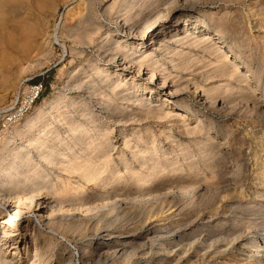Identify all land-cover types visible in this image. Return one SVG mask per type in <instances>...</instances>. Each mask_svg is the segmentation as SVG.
I'll return each instance as SVG.
<instances>
[{"label":"rangeland","instance_id":"374dc122","mask_svg":"<svg viewBox=\"0 0 264 264\" xmlns=\"http://www.w3.org/2000/svg\"><path fill=\"white\" fill-rule=\"evenodd\" d=\"M76 1L53 0L52 8L45 11L47 24L41 34L34 37L39 45L51 38L54 27L61 21L58 40L45 45V52L40 54L35 48L26 59L13 52L0 53V108L9 103L20 82H42L44 90L26 117L41 105L40 119L57 122L64 146L58 151L56 164L52 165L39 157L40 151L35 147L36 138L49 136L50 126L45 130L35 129L30 136L17 137L25 117L16 126L0 129V159L4 162L0 166V188L8 183L6 172L29 154L32 156L29 167L15 168L19 175L11 185H17L16 182L22 185L24 175L32 178L35 171L41 169L43 177L38 179L39 183L50 180L58 188L66 185L73 188V191L66 188L69 196L63 195L61 188L50 194L43 189V195L63 200L65 204L74 203V206H79V198L84 195L91 205L99 207L66 214L23 204L22 214L12 219L14 224L10 226L18 233L11 235L6 245L13 244L15 248H9L6 263L0 264H173L171 255L160 250V242L175 243L176 249L184 244L190 247L193 243L192 248H199V259H191L192 264H204L201 254L210 250H213L212 256L215 254L211 264H247L243 255L247 257L249 252L259 258L258 263L255 257L249 258L251 264H264V0H197L193 16L182 11L180 3L185 0H121L122 10L117 9L112 18L102 11L114 0H92L89 10L102 29L100 34L93 35L91 44L82 43L80 33L69 37L63 33L62 26L72 21L71 14L68 18L65 14ZM172 9L179 10L181 24L186 18L190 25L197 15L220 29L229 50L239 58L235 63L241 70L239 77L221 75L233 69L224 72L213 68L208 65L211 53L195 51L190 55L173 56V52L164 55L174 59L175 67L163 64L155 70L158 78H166L169 85H173L177 92L175 97L185 96L178 101L168 95V90L158 95L149 93L148 89L140 94L134 92L130 77L125 75L105 77L111 72L110 68L106 69L112 63L106 61L103 52L115 50L118 37L124 34L122 24L126 20L135 22L151 32L174 22L176 17L168 16ZM197 22L199 24V20ZM192 28L198 31L196 34L203 33ZM182 31L181 27L179 32ZM135 38V34L130 36V39ZM175 45L177 50L188 51L186 45ZM143 53L144 50L135 52L131 57L138 60ZM229 55L231 57V53ZM162 60L160 58V62ZM234 60L231 57L230 61ZM202 73L204 76L200 77ZM119 81L121 86L114 88ZM196 84L200 87L196 88ZM199 93L217 96V102L212 105L206 100L200 104ZM127 94L135 96L132 100L124 99ZM137 98H147L150 105L158 104L164 109L149 113L147 107L133 102ZM222 98L227 101L222 102ZM260 99L262 101H258ZM79 100L85 106L77 104ZM106 105L110 106L106 108ZM109 109L121 113L123 121L118 123L108 118L105 114ZM95 114L102 116L101 119L96 120ZM64 116L79 117L89 132L80 139L73 137L70 128L59 121ZM109 132L116 142L115 149L109 148L108 156L102 151L96 157L103 162L110 160V169L104 170L101 177L98 175L104 181L94 185L92 181L86 182L79 172L67 168L75 155H94L92 148H82V140L92 142L93 146ZM125 140L130 141L129 147L124 145ZM59 143L55 138L48 146L58 147ZM120 153L123 155L119 156ZM11 161L13 165L9 164ZM228 176L231 182L225 181ZM148 178L151 179L149 184ZM136 198H148V201L132 200ZM0 210L1 219L8 212L3 206ZM103 234L110 235V241L99 254L103 244H98L97 237ZM126 240L131 242L127 248L123 246ZM257 250L263 252L257 254Z\"/></svg>","mask_w":264,"mask_h":264},{"label":"bare ground","instance_id":"6f19581e","mask_svg":"<svg viewBox=\"0 0 264 264\" xmlns=\"http://www.w3.org/2000/svg\"><path fill=\"white\" fill-rule=\"evenodd\" d=\"M91 2H92V0H77L76 4L72 8L68 9V12L65 14L66 18H68L69 15L71 14L70 16L72 17V19H71L72 21H70L69 24H65L62 26L63 33L65 35H67L68 37L73 36L74 34L76 35L77 33H80L79 34L80 40L84 44H91L92 39H93V35H96L98 33L100 34L101 29H102L100 23L97 20L95 21L93 19V16L91 15L92 13L89 10ZM120 2H121V0H114L112 3L108 4V6H106L103 9L102 13L106 14L108 18H112L113 14H115L117 9H118L117 10L118 12H120L122 10V8H121L122 6H121ZM180 4H182V6L180 5L182 7V11L184 13H186L187 15H191L194 12L198 2H197V0H190V1L185 0L184 2H182ZM52 6H53V0H0V45H3L2 47H0V53H2L1 51H3V52L7 51L10 53L13 52L17 57L26 59V58H29L31 56V54L35 48L38 49V52L40 54H41V52L42 53L45 52L46 51L45 45L47 46V45L53 43L52 40H58V37H59L58 36V30L60 28L61 21L58 23V25H56L54 27V29H53L54 32H52L51 38H49V40L44 42L43 44L39 45L37 43V41L35 42L34 37L38 36V33L41 34V32L44 30V27L47 24V20L44 17V15L46 14L45 11L50 10L52 8ZM174 7H176V6H174ZM163 9H164V7H163ZM178 12H179V10H176V9H172V10H170V12H168V16L174 15L176 17V19H174V22L170 26L164 25V26L155 28L157 30L151 29L150 30L151 32H149V31L147 32L146 27H141V25H139L138 23H135V22L134 23H128L126 20L125 24L124 23L122 24L124 34H122L121 36L118 37L119 40H117V45H116L115 50L110 51V52H106V51L103 52V54H106V61H109L112 63V65L106 69V71H108V69L110 68L111 72H107L105 77H109L110 79H112V77H121V76L125 75L127 77H130L131 85H132L131 87L135 88L134 92H139V94H140V92H144V90L148 89L149 93L154 92L156 94L157 93L161 94L164 92V90H168V95H170L175 101H178L179 98H183V97L185 98V96L175 97V95H177L176 94L177 92H176V90H173V85H169L166 78H158L160 76H157L155 70H158L161 66H163V64H166V65L171 64L172 67H175V65L173 63L174 59L165 58L164 55H167L171 52H173V54H172L173 56H175V55L181 56L183 54L184 55H190V53L192 51H195V53H200V52L211 53L213 56L209 60L208 65H211L213 68H217L219 70H224V72L225 71L227 72V70L233 69L232 72H229L228 74H225L222 72L221 75H223V76L228 75L230 77H239V73H241V70L237 66V64H235L239 61V58L235 53H233L229 50V47H230L229 43H228L227 39L222 38L221 33H220V29L218 27L217 28L214 27L207 20L205 21V19L200 20V18L197 15H195L193 17L192 23L190 25H187V19L186 18H183L182 22H184V23L181 24V22H179V19H181V17L178 15ZM47 14H49V13H47ZM191 16H193V15H191ZM114 19H115V17H114ZM159 19H161V18H159ZM198 20H199V24L197 22ZM119 22H121V21H119ZM156 23H158V22H156ZM178 23H180V24H178ZM191 26L194 27L192 29H194V30L198 29L199 32H201V33L203 32V33L201 35L196 34L198 31H196V30L192 31ZM181 27L184 29V32L183 31L179 32ZM173 31L176 33L173 35H170L169 33L173 32ZM134 34L136 35V38L134 40L130 39V36L134 35ZM149 35H150V37H149ZM159 36L162 38H157ZM262 40L264 41L263 38H262ZM176 43H180V45H182L181 47L186 45V47L188 48V51L184 52L185 49H183V48L180 50H177V47H176L177 45H175ZM154 46H157V47L153 48ZM189 47H194V48L197 47V49L191 50ZM200 48H202V49L200 50ZM70 50L72 51V49H70ZM142 50H144V53H143V56L140 57V59L135 60L136 57H131V55L133 53L140 52ZM126 51L128 54L125 53ZM78 53H83V51L78 50ZM230 53H231V57H233L235 59L234 61H230V59H231V57L229 55ZM73 54H76V53H73ZM263 54H264V51H263ZM159 57L163 59L162 62H160ZM198 68H200V67H198ZM143 69H144V72H143ZM145 69H146V71H145ZM96 70L99 72L100 69L98 66L96 67ZM245 73H247V72H245ZM202 75L204 76V73H202L200 75V77H203ZM245 75H247V74H244V76ZM137 77H140V79H137ZM163 77H168V76L164 75ZM207 77H215V75H208ZM119 86H121V81L117 82L116 85L114 86V88L119 87ZM170 86H172V87H170ZM198 86L200 87V85L196 84V88H198ZM225 87H226V85H225ZM123 89L127 90L125 87ZM163 95H165V93ZM132 96L133 95L127 94V96L124 99L132 100ZM77 97H79V95ZM187 97H190V96H187ZM216 98H217V96L216 97H210V96H207L205 94L199 93V100H197V101H199L200 104H204L206 102V100H208L212 105H215V103L217 102ZM225 100H226L225 98H222V102L227 101V100L226 101ZM163 101L165 102L166 98H164ZM231 101H232V99H231ZM258 101H262V99H260ZM133 102L134 103L138 102V104L141 107H147V109L149 110V113H152V112L157 113V112L161 111V109H162L161 107L157 106L158 104L150 105L149 100H147V98H145V99L137 98ZM77 104H81L82 106L84 105L82 100H79V102H77ZM109 106L110 105H106V108H108ZM52 107L55 108V105L54 106L52 105ZM165 107L167 108V106H165ZM42 108L43 107L41 105H38L35 107L32 115H28L26 117L25 123L23 125V129L20 130L19 132H17L16 136L20 137V138L21 137L24 138V137L28 136L30 132L32 133L35 129L42 128V130H45V129L49 128V126H50V128L48 129L49 130V136L47 138H44V139L36 138L35 139V147L37 149H39L40 152L38 155H39V157L42 158V160H44L46 163H50L52 165H55L56 164L55 159L57 158V156L59 154L58 151L63 150L64 146L62 143V138H60V136H59L60 129L58 130L57 122H55V124L53 122L48 123L47 121L40 119ZM170 108H171V106H170ZM163 109H162V111H163ZM49 115L51 116L52 114H49ZM95 115L97 117L96 120L101 119V117H102V116L100 117L99 114H95ZM105 115L108 118H111V119L114 118L113 120H116L118 123L122 122L123 117H124V116L122 117L121 113H117V112L110 110V109L108 111H106ZM165 115L168 116L169 114L165 113ZM137 116H138V114H137ZM59 121H62V124L66 125L65 126L66 128H70V130L72 131L73 137H76L77 139H80L81 136H84L87 132H89V128H86L85 123L79 117L64 116L63 119L59 120ZM95 127L98 128V126H95ZM102 136L104 137V140L100 141L98 144H94L93 146H92V142H90V141H86V140L81 141V143H83L82 148H84V149L92 148L94 155H91L89 153H87L85 156L75 155V156H73L71 162L69 164H67L68 169L72 170L73 172H79V175L81 174L83 176V178H85L86 182L92 181V182H94V185H97L101 181H104L103 177L102 178H99V177H101L100 175L104 172V170L108 169L109 165H111L109 163L110 160L109 161L105 160V162H103L101 159L96 158V157H99L100 152H102V151L105 155L108 156V154H107L108 149L109 148L115 149V147H116V142H114V140L111 136V132H109L107 134H103ZM34 137H35V135H34ZM55 138L59 139V142H60L59 145L60 146H58V147L48 146L49 143L51 141H53V139H55ZM124 145L126 147H129L130 141L125 140ZM43 146L48 147V149L43 148ZM24 147H26V146L24 145ZM44 149H46V150H44ZM123 149H124V147L122 148V150L120 152H123ZM3 152L4 151H2V153ZM142 153H144V152H142ZM122 155L120 153L119 156H122ZM96 159H98V160H96ZM20 160H21L20 164L17 165L15 168H18V169L20 167L21 168H24V167L28 168L30 162L32 161V156H30L29 154H26L25 157L21 158ZM9 164L13 165L14 162L11 161V162H9ZM143 164H145V163H143ZM3 165H4V162L0 159V166H3ZM10 168H12V167H10ZM15 168H12V170L9 169L6 172V175L9 177V180L6 181L8 183L3 184L2 187L0 188V206L5 207L6 211L8 212V214L4 215V218L0 219V262H2V263H6L5 255H6L7 251L9 250V248H11L10 250L15 248L13 244H12V246H6V245L8 243L9 237L11 235H15V233L16 234L18 233L17 230L11 229L10 226H12L14 224L12 219H14V218H16L22 214L23 208L21 209V206L23 204H26L27 206L30 205V207L35 206V207H37V209L45 208L46 211L51 210L52 213L53 212H65L66 214L78 213L79 209H82L84 211H88V210L98 209V207H99L98 205H94V206L91 205L92 203L90 204L91 201L88 198H83L84 195H82V197L79 198L80 203L77 204L79 206H74V203L65 204V202L63 200L57 201V199L54 198L53 196L51 197L48 195H43V192H42L43 189L46 190L47 194H50L54 190H58L61 187L58 188L56 185L51 184L52 182L50 183V180L45 181L44 184L41 182L42 185H40L41 183H39L38 179L43 177V174L41 173L42 172L41 169H37L35 171V173L33 174L34 177H32V178H29V177H27V175H24V179H23L24 182L22 185L21 184L19 185L17 182H16L17 185H11V184L15 183L17 175H19V170L17 171V173H15V171H16ZM93 171L94 172L96 171V172L94 173ZM98 175H99V177H98ZM150 181H151V179L148 178L147 179L148 184ZM225 181L231 182L232 181L231 176H228L225 179ZM79 183H81V182L79 181ZM82 187H84V186H82ZM66 188L71 190V191H73L72 190L73 188L70 187L69 185H66V186L61 188L62 194L63 195L67 194V196H69L70 194L66 193ZM85 191H86V189H85ZM141 195H143V194H141ZM132 200L138 201V202H140V201L146 202V201H148V198H146V199L136 198V199H132ZM116 205H118V204H116ZM111 207H114V206H111ZM1 212H2V210H0V213ZM133 235H135V234H133ZM109 236H108V234H103V235L97 237L98 244H100V243L103 244L102 246L99 245V246H101L99 248V254H100V250H102L105 246H107L106 244L110 241ZM240 238H241V236H240ZM129 242L130 241H127V240L124 241L123 246H125V247L129 246V244L131 243V242L130 243ZM148 242H150V240ZM158 242H160V241L158 240ZM169 243H171V242H169ZM160 244L162 246V248L160 250L166 252L168 255H171V260L173 261V264H192V263H190L191 259H193V258L199 259V254H198L199 248H196V249L192 248L193 243H192V246H190V247H185V244L182 247L178 245L180 247L178 249L175 248L174 245H177L175 243H174V245H171L172 243L171 244H168V243L165 244V243L160 242ZM187 246H188V244H187ZM252 246L253 245H251V247ZM121 249H123V247ZM191 249H193L194 251H191ZM146 251H147V249H146ZM15 252H17V251H15ZM259 252H263V251L257 250V252H255V253L258 254ZM112 253L113 252H111L110 254H112ZM212 253H213V250H210L209 253L207 251H204L201 254L202 257L205 258V261H203V262H205L204 264H211L213 262V261H211V259L213 256H215V254L212 256ZM237 254H236V256H237ZM248 254L249 255H247V257L245 255H243V257H244L243 259L246 260L247 264L252 263L249 260V258L251 259L253 257L256 258V263H258L259 258L256 254L251 253V252H249ZM102 255H103V253H102ZM209 255H210V257H209ZM260 259H262V258H260Z\"/></svg>","mask_w":264,"mask_h":264},{"label":"built area","instance_id":"2783aa9c","mask_svg":"<svg viewBox=\"0 0 264 264\" xmlns=\"http://www.w3.org/2000/svg\"><path fill=\"white\" fill-rule=\"evenodd\" d=\"M43 90L42 82H20L9 103L0 108V129L20 124L31 112Z\"/></svg>","mask_w":264,"mask_h":264}]
</instances>
